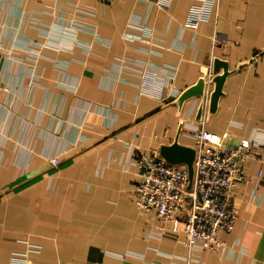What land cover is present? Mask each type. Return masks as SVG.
Wrapping results in <instances>:
<instances>
[{"label":"crops","instance_id":"obj_1","mask_svg":"<svg viewBox=\"0 0 264 264\" xmlns=\"http://www.w3.org/2000/svg\"><path fill=\"white\" fill-rule=\"evenodd\" d=\"M200 3L0 0V264L187 263L185 234L159 238L136 205L134 154L194 147L189 123L230 144L264 131V0H213L189 25ZM245 166L231 249L195 264H264V149Z\"/></svg>","mask_w":264,"mask_h":264},{"label":"built area","instance_id":"obj_2","mask_svg":"<svg viewBox=\"0 0 264 264\" xmlns=\"http://www.w3.org/2000/svg\"><path fill=\"white\" fill-rule=\"evenodd\" d=\"M102 1L112 3L117 0ZM199 1L201 3L191 9L189 25L194 26L208 18L213 0ZM3 89L7 90V87L0 78V91ZM186 130L195 140L193 178L186 163H171L153 151L136 152L134 163L138 167V178L134 200L138 208L158 216L159 223L154 230L159 238L169 233L185 234L184 241L189 250L186 264H195L201 252L225 255L231 249L221 233H230L235 228L238 211L234 190L247 178L245 162L261 158L264 131L259 130L250 138L230 144L224 135L203 124L189 123ZM50 160L55 166L62 163L58 154ZM261 177L262 172L257 179ZM11 264L35 263L25 252L15 254Z\"/></svg>","mask_w":264,"mask_h":264},{"label":"water","instance_id":"obj_3","mask_svg":"<svg viewBox=\"0 0 264 264\" xmlns=\"http://www.w3.org/2000/svg\"><path fill=\"white\" fill-rule=\"evenodd\" d=\"M216 71L221 67L220 65L225 66V62L217 60L216 61ZM229 68L224 69V73L221 75H217L213 81L216 82L215 90L213 91L212 95V109L213 111L217 107V102L219 97L222 94L223 83L225 81L226 76L229 74ZM205 87V79L201 78L194 86L188 88L183 92L180 96V102L183 103L186 99L200 96L204 92ZM160 154L164 157L167 161L171 163H186L190 169L191 178L194 175V161L196 157V150L193 146L181 144L178 141H175L173 144L163 145L160 149Z\"/></svg>","mask_w":264,"mask_h":264},{"label":"rangeland","instance_id":"obj_4","mask_svg":"<svg viewBox=\"0 0 264 264\" xmlns=\"http://www.w3.org/2000/svg\"><path fill=\"white\" fill-rule=\"evenodd\" d=\"M236 191V188H235V190H234V192ZM157 216V215H156ZM158 217V216H157Z\"/></svg>","mask_w":264,"mask_h":264}]
</instances>
